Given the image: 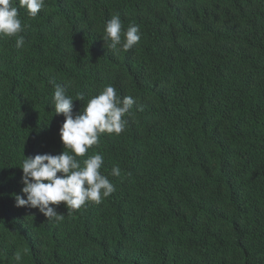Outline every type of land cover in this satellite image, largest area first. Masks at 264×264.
I'll use <instances>...</instances> for the list:
<instances>
[{
  "label": "trees",
  "instance_id": "trees-1",
  "mask_svg": "<svg viewBox=\"0 0 264 264\" xmlns=\"http://www.w3.org/2000/svg\"><path fill=\"white\" fill-rule=\"evenodd\" d=\"M117 14L140 28L127 52L101 36ZM19 17L23 46L0 38V264H264V0H45ZM56 85L74 115L107 85L135 101L76 157L100 154L114 192L61 202V220L15 206L27 156L72 154Z\"/></svg>",
  "mask_w": 264,
  "mask_h": 264
},
{
  "label": "clouds",
  "instance_id": "clouds-1",
  "mask_svg": "<svg viewBox=\"0 0 264 264\" xmlns=\"http://www.w3.org/2000/svg\"><path fill=\"white\" fill-rule=\"evenodd\" d=\"M18 5V6H17ZM45 0H0V38L18 37L16 47L24 44L23 36L18 34L25 25L19 17V9H25L27 15L34 19L44 7ZM104 44L111 50L127 52L141 39L138 25H130L123 30L120 16L113 15L103 29L101 35ZM83 94L78 93L75 100L82 101ZM73 101L66 95V89L56 85L52 96L55 114L64 116L59 129L64 149L53 155L50 153L27 156L22 163L21 192L15 195V206H27L38 209L46 218L61 220L55 206L64 202L68 209H79L87 201L99 204L102 198L114 192V185L99 171L103 157L95 154L81 162L76 157H82L88 148L98 143L99 134L107 132L119 135L126 121L122 117L129 113L135 103L131 96L123 99L117 96L113 86L107 85L99 95L88 100L82 112L73 114ZM59 173V175H58ZM113 176L120 175L119 166L112 169ZM22 254H14L15 264H20Z\"/></svg>",
  "mask_w": 264,
  "mask_h": 264
}]
</instances>
